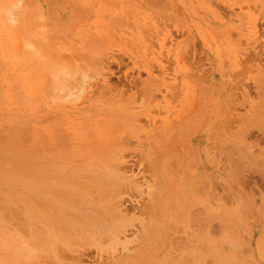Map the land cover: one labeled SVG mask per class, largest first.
Listing matches in <instances>:
<instances>
[{
	"label": "rangeland",
	"instance_id": "374dc122",
	"mask_svg": "<svg viewBox=\"0 0 264 264\" xmlns=\"http://www.w3.org/2000/svg\"><path fill=\"white\" fill-rule=\"evenodd\" d=\"M65 263L264 264V0H0V264Z\"/></svg>",
	"mask_w": 264,
	"mask_h": 264
},
{
	"label": "bare ground",
	"instance_id": "6f19581e",
	"mask_svg": "<svg viewBox=\"0 0 264 264\" xmlns=\"http://www.w3.org/2000/svg\"><path fill=\"white\" fill-rule=\"evenodd\" d=\"M195 110V109H194ZM182 128V127H181ZM188 129V128H187ZM181 131V130H180ZM190 132V131H189ZM188 132V133H189ZM183 138V137H182ZM180 143V142H179ZM121 146V145H120ZM155 146V145H154ZM157 147L158 146H156V149H157ZM174 147V146H173ZM123 148V147H122ZM164 148V147H163ZM151 150V149H150ZM161 150V149H160ZM188 150V149H187ZM190 150V149H189ZM150 154V153H149ZM189 157V156H188ZM152 159H153V157H152ZM155 159V158H154ZM176 163V162H175ZM170 165V164H169ZM152 166V165H151ZM171 172V171H170ZM189 172V171H188ZM189 174V173H188ZM176 176V175H175ZM188 176V175H187ZM168 181V180H167ZM160 182V181H159ZM192 186V185H191ZM109 191V190H108ZM152 191V190H151ZM174 191H175V189H174ZM191 191V190H190ZM156 193V192H155ZM171 193V192H170ZM174 193V192H173ZM154 194V193H153ZM160 195V194H159ZM172 195V194H171ZM176 195V194H175ZM103 196V195H102ZM156 196V195H155ZM173 196V195H172ZM153 197V196H152ZM155 198V197H154ZM153 198V199H154ZM158 198H159V196H158ZM165 198V197H164ZM163 198V199H164ZM112 199V198H111ZM112 200H114V199H112ZM158 200V199H157ZM109 201V200H108ZM161 203V202H160ZM153 205V204H152ZM190 205V204H189ZM173 207V206H172ZM190 207V206H189ZM106 208V207H105ZM171 208V207H170ZM95 209V208H94ZM154 209V208H153ZM166 209H169L168 208V206L166 207ZM163 210V209H162ZM172 210V209H171ZM184 210V209H183ZM159 211V210H158ZM166 211H168V210H166ZM186 211V210H185ZM156 214V213H155ZM157 215V214H156ZM160 215V214H159ZM90 216V215H89ZM90 219H92V217H90ZM94 220H96L95 219V217L93 218ZM159 219V218H158ZM93 220V221H94ZM92 221V220H91ZM184 221H186V220H184ZM203 221H205V220H203ZM85 222V221H84ZM153 223H154V220H153ZM97 224H98V222H96V226H97ZM100 224V223H99ZM98 224V225H99ZM93 225V224H92ZM174 225V224H173ZM98 227V226H97ZM155 227V226H154ZM153 228V227H152ZM100 229H101V227H100ZM104 230V229H103ZM113 230V229H112ZM116 230V229H115ZM102 231V230H101ZM153 231H154V228H153ZM148 234V233H147ZM151 234V233H150ZM155 233L153 232V235H154ZM96 236V235H95ZM143 236V235H142ZM157 236V235H156ZM143 237H145V236H143ZM146 237H149V236H146ZM158 237V236H157ZM73 238V237H72ZM146 239V238H145ZM152 239H153V237H152ZM152 241V240H151ZM157 243V242H156ZM58 247V246H57ZM74 249V248H73ZM124 250V249H123ZM67 251V250H66ZM69 251H70V249H69ZM48 253V252H47ZM50 253H52V252H50ZM70 253V252H69ZM73 253V252H72ZM72 255V254H71ZM74 255V254H73ZM48 257V256H47ZM54 257V256H53ZM54 259V258H53ZM145 259V258H144ZM57 260V259H56ZM52 261V260H51ZM66 264V263H65Z\"/></svg>",
	"mask_w": 264,
	"mask_h": 264
}]
</instances>
